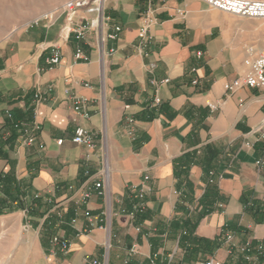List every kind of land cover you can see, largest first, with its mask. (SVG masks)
<instances>
[{"label":"crops","instance_id":"crops-1","mask_svg":"<svg viewBox=\"0 0 264 264\" xmlns=\"http://www.w3.org/2000/svg\"><path fill=\"white\" fill-rule=\"evenodd\" d=\"M148 8L158 21L144 46L139 29ZM104 12L109 19L89 28L81 44L88 61L74 58L78 43L64 35L61 13L0 44V171L20 182L24 204L33 207L0 215V231L28 227V264H90L88 257L104 261L106 253L109 264H126L134 244L130 264H199L210 257L244 264L234 245L264 242V223H255L243 204L246 192L264 202V168L256 164L263 155L254 147L264 141V91L230 93L225 84L245 75L246 59L264 51V21L201 0H105ZM115 26L117 38H107ZM55 48L61 60L48 66ZM74 97L83 100L80 111ZM13 120L39 127L33 144L25 143L27 127L6 139L15 133ZM77 126L92 134L93 148L72 141ZM209 166L224 204L194 234L221 245L213 255L184 260L181 225L202 209ZM141 188L148 211L139 229L129 210ZM188 191L192 203L181 205ZM86 210L101 218L91 229ZM54 235L69 241L68 251L54 252Z\"/></svg>","mask_w":264,"mask_h":264},{"label":"built area","instance_id":"built-area-1","mask_svg":"<svg viewBox=\"0 0 264 264\" xmlns=\"http://www.w3.org/2000/svg\"><path fill=\"white\" fill-rule=\"evenodd\" d=\"M206 3L213 9L219 10L221 12L238 16L241 18H249V19H258L264 21V0H201ZM105 0H68L64 3L62 8L59 10L61 14L64 15L65 24L63 27L64 35L69 38L71 34L74 35L75 40L78 45L75 50L74 58L77 61H88L90 57L85 54L82 48V42L85 40L86 31L89 28L99 27L102 20L109 19L105 15ZM85 12L90 15H94L93 19L83 18L79 19V13ZM56 13H54L55 15ZM154 10L152 8H148L144 14L142 25L139 29V37L142 40L144 46L149 42L150 37L148 36L149 30L153 24H155L158 19L153 15ZM53 17V14L46 15L45 18ZM121 31V26H115L114 31L107 34V38L116 39L119 32ZM202 52H198V55L201 56ZM61 55L57 48L53 49V54L49 58H47L48 66L56 65L60 62ZM246 64L249 67V71L231 81L226 82L225 89L227 92L234 93L242 88H250L264 91V51L261 52L254 58H247ZM168 81V80H167ZM198 81L195 79L193 83H197ZM36 101L39 102L41 96L39 94L35 95ZM74 99L75 110L80 111L84 104L83 100H80L76 97ZM160 98L155 99V104L160 103ZM209 107L212 109H217L218 104L210 103ZM87 115V113H85ZM11 117L12 114L9 113ZM39 129L38 126L34 125L31 127H27L25 130L26 139L25 143L27 145L33 144L35 140L34 133ZM264 138V136L262 137ZM72 141L77 145L85 146L89 149L93 148L94 140L92 134L83 126H77ZM63 140L59 139L58 144H62ZM256 164L259 168H264V158L256 161ZM149 176H145L144 180L148 181ZM101 183L96 184V188L101 187ZM90 197V192H83V199L86 201ZM135 198L137 202L133 206V211L130 212V215L134 218L135 212L142 211L144 208H147L148 202L146 197V192L143 188L136 190ZM60 217L63 218L64 211H60ZM85 216L91 218V224L89 229L95 226V219L100 221L101 218H94L92 212L90 210L85 211ZM75 221V219L73 220ZM88 229V230H89ZM234 233L232 231L225 233L224 239L226 242L230 243L234 239ZM52 249L54 252L58 249L66 252L68 251L70 244L69 241L60 236L54 235L51 238ZM239 253L243 255V259L246 264H264V259L261 261L259 258V254L263 251V243H260L254 246L253 241L248 240L242 244L234 245ZM257 251L258 255L254 252ZM138 253V245L134 244L129 249L130 260L126 261V264H130L131 258ZM105 260L99 261L97 259L87 258L90 264H109L108 254L104 255ZM199 264H225L223 261L210 257Z\"/></svg>","mask_w":264,"mask_h":264},{"label":"trees","instance_id":"trees-1","mask_svg":"<svg viewBox=\"0 0 264 264\" xmlns=\"http://www.w3.org/2000/svg\"><path fill=\"white\" fill-rule=\"evenodd\" d=\"M33 107L34 105L30 107V109H32ZM154 107L156 106H152V108L149 109H154ZM148 112H150V110ZM149 117L150 116H148V118ZM29 124V120H24L23 124L16 122V120H13L11 128L12 130H15V133H13L11 136H8L6 139L9 141L12 137L19 134L18 130L22 131V127L26 128L27 126H29ZM254 147L259 150L263 155L257 160L264 158V141L262 139L258 140L254 144ZM0 155H2L1 152ZM184 173H186L185 170ZM205 176L207 182V191L205 194V198L201 202L202 209H196L191 212L190 207L188 206V210L189 212H191V214L185 219V221L181 225L182 232L179 244L180 247L185 251L184 260L188 259L189 261H197L199 258H204L209 254L213 255L216 249L221 245L219 238L210 240L204 237H199L194 234L195 228L197 227L198 223L202 220V218L212 212L221 203L224 204V200L218 195V191L215 188V184L217 182L216 170L212 166L206 167ZM190 187L191 186H188V190ZM23 197L24 193L21 189L20 182L11 174L0 171V215L15 212L20 209L27 208L28 210H30L31 208H33L32 204L29 206H26V204H24ZM182 197L183 198L181 205L185 206V202L192 203L191 194L189 191L188 193L182 194ZM136 202L137 199L134 197L131 209L129 210L130 212L133 211V206ZM243 204L244 211L252 215L255 223H264L263 201L257 200L253 197L251 193L246 192L243 196ZM184 209L186 211V208ZM147 211V208H144L142 211L135 212L134 220L136 226L139 229H141L142 227L141 225L146 218ZM59 218L62 219L61 217ZM254 252L258 255L257 251ZM259 258L261 261L264 259V242L263 251L261 254H259ZM244 264H246L245 261Z\"/></svg>","mask_w":264,"mask_h":264},{"label":"rangeland","instance_id":"rangeland-1","mask_svg":"<svg viewBox=\"0 0 264 264\" xmlns=\"http://www.w3.org/2000/svg\"><path fill=\"white\" fill-rule=\"evenodd\" d=\"M66 1L0 0V44L18 31L55 19ZM50 14L53 17L45 18ZM27 230L24 226L19 234L0 231V264H28L29 255L24 249Z\"/></svg>","mask_w":264,"mask_h":264}]
</instances>
